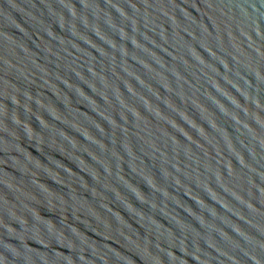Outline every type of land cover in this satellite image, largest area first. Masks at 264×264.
Segmentation results:
<instances>
[{
	"label": "water",
	"instance_id": "1",
	"mask_svg": "<svg viewBox=\"0 0 264 264\" xmlns=\"http://www.w3.org/2000/svg\"><path fill=\"white\" fill-rule=\"evenodd\" d=\"M0 264H264V0H0Z\"/></svg>",
	"mask_w": 264,
	"mask_h": 264
}]
</instances>
